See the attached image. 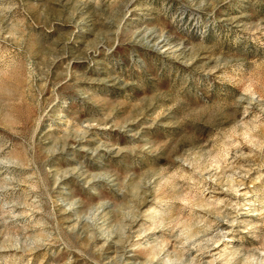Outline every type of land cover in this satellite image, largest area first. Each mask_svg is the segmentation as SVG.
I'll list each match as a JSON object with an SVG mask.
<instances>
[{
	"label": "rangeland",
	"instance_id": "obj_1",
	"mask_svg": "<svg viewBox=\"0 0 264 264\" xmlns=\"http://www.w3.org/2000/svg\"><path fill=\"white\" fill-rule=\"evenodd\" d=\"M0 264H264V0H0Z\"/></svg>",
	"mask_w": 264,
	"mask_h": 264
}]
</instances>
